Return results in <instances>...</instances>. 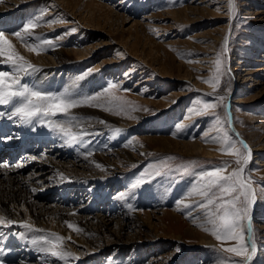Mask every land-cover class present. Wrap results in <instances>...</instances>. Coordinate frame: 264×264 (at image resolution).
Returning <instances> with one entry per match:
<instances>
[{
    "label": "rangeland",
    "instance_id": "374dc122",
    "mask_svg": "<svg viewBox=\"0 0 264 264\" xmlns=\"http://www.w3.org/2000/svg\"><path fill=\"white\" fill-rule=\"evenodd\" d=\"M20 3L25 5L21 7L31 8V15L42 17L41 29L49 35L48 39L56 40L55 47L62 49L68 63H77L80 71L99 80L84 94L99 95L100 99L94 103H100L103 109H109L108 112L122 120L131 121L133 127L138 126L132 128L135 133H130L137 146L133 148L137 162L127 163L116 152L105 154L109 162L114 163L112 166L117 173L135 172L127 187L135 185L139 192L151 188L157 190V196L165 198L162 203L139 202L129 206L131 210H125V214L120 209L126 206L122 200L120 207V202L114 200L98 202L90 211L96 216L91 219L94 224L90 225L98 232L94 237L97 244L103 246L102 254L107 258L123 254L121 264H217L218 259L240 260V257L217 251L222 242L205 231V228L211 230L212 225L206 223V210L195 206L203 200L196 194L201 182L197 176L183 171L185 167H189L190 172L210 170L224 161L231 162L225 174L236 169L235 158L222 153L221 145L209 140L226 131L237 140L241 137L251 148L244 176L250 175L254 181L252 241L256 250H261L255 252L251 264H264V192L261 191L264 186V0H234V12L229 11L228 0H23ZM7 13L6 10L1 14L11 15ZM7 21L3 19L0 23ZM71 29L76 31L71 32ZM70 48L85 49L80 55L68 52ZM42 53L55 62L54 51L47 48ZM217 60L220 61L219 73ZM217 75L220 83L214 93L211 83L205 81H213ZM110 83L118 87L104 92ZM217 95L226 97L227 108L217 107L215 115L213 110L202 115L189 112L194 107L202 108L205 102L215 103ZM197 100L201 101L199 105L195 104ZM64 118L67 119L63 114L51 117L53 121L66 122ZM231 123L236 129H231ZM177 124L185 127L177 132ZM43 127L41 130L62 140L61 148L67 147L66 137L58 129ZM43 139L45 137L36 142L41 143ZM141 147L144 153L138 150ZM103 150L107 149L103 147ZM50 153L47 150V154ZM81 153H84L82 145L74 157L62 158L65 159L62 160L64 169L88 171L86 164L66 162ZM46 155L41 153L33 162H47L43 157ZM167 157L176 159L166 160ZM59 158L61 156L55 157ZM191 161L197 162L196 165L189 166ZM2 164L13 165L9 159ZM25 164L27 161L22 165L24 171L36 168L33 163ZM156 170L162 174L151 179L145 174H154ZM119 180L105 182L100 189L112 192L118 187V192L126 187L120 185ZM87 187L95 189L96 182ZM65 190L64 186H59L53 197L65 199L68 193L63 195ZM180 191L182 194L178 195ZM88 192L84 186L80 203L88 202ZM118 194L114 191L110 199ZM184 196L190 200L187 204L191 207L177 208L175 200ZM70 198L68 195L64 201L78 203L77 199L72 197L74 201H71ZM100 223L103 226L98 230ZM245 224L249 240L247 222ZM119 238L124 240L120 242L123 247L117 243ZM235 243L229 241L223 246Z\"/></svg>",
    "mask_w": 264,
    "mask_h": 264
},
{
    "label": "bare ground",
    "instance_id": "6f19581e",
    "mask_svg": "<svg viewBox=\"0 0 264 264\" xmlns=\"http://www.w3.org/2000/svg\"><path fill=\"white\" fill-rule=\"evenodd\" d=\"M17 1L19 0H3V2H0V22L3 19L8 20L6 23H0V31H4L6 34L15 32L14 29L22 30L26 23L33 21L39 16L37 14L31 15V8L28 9L21 7L25 6L20 3L23 0H20L19 2ZM6 10L8 11L7 14L11 15L1 14ZM23 11L25 12L23 13L24 16L17 15V13ZM40 11H38V13H40ZM41 20L42 18L39 20L38 26L32 30V37L29 40V43H38V40H36L37 37L48 39L49 35L44 33L43 29L40 27ZM9 38L12 40L18 53L38 69L36 72L24 76L21 80V83L27 84L31 88L39 89L41 91H54L57 94L68 92L78 97L85 95L84 93L92 87L93 84L96 85L99 81L96 77L87 76L84 70L80 71L81 67L78 66L77 63H68V59L64 57V54L61 52L62 49L59 46L48 48L55 52L56 60L52 63L47 59V55H44L42 52L37 55L29 51L27 47L14 36H9ZM84 49L85 48H70L67 49V51H73L76 54L78 53L82 55ZM67 55H69V53ZM0 70L11 71L8 66L2 64H0ZM68 70H70V73H68ZM8 111H10V109L3 106V112ZM66 118L67 119H64L66 120L65 124L67 126H70L68 125V122L75 118L73 126L74 131H86L91 134L85 136L84 140L81 142L82 152L84 153L78 154L76 159L66 160V162L73 161V164L76 165L77 163L86 164L88 171L80 173L73 171L74 168L64 169L65 166L62 162V160H65L62 159L65 158L64 152L58 151V147L51 151L50 155L47 154L44 156V159L48 160L47 162H30L29 164L33 163L36 168H30L28 171H24L22 168L23 164L9 165L7 167L5 164H0V215H4L6 218H10L17 222L27 221L28 223L33 224L35 228L44 230L43 232L30 231L23 228L19 223L14 224L11 228L0 227V232L4 233V235L0 237V253L1 255H4L8 252L4 257H1V259H4L14 251H16L19 256V259L17 258L15 262L5 264H65L64 261L55 257L39 253L31 243L33 239H39L41 236H49L51 233H56L63 237H71V240L64 241L62 246L66 251L78 256L79 259H71L70 264L122 263L121 256L123 254H114L115 256L110 257L111 259L102 254L103 246H99L94 237L98 232L97 230L95 231L93 228L94 226L91 227L90 225L93 222H91V219L96 217L90 211L97 207L98 202L110 199L113 195L112 192H109L104 188L97 192V187H95L94 191L90 190L89 199L86 198L88 202L84 200L83 203H80L81 200L79 199H82L83 195L81 191H78L77 189L79 187H87V185L92 184V182H96V186L103 185L105 182L113 181V183H117V181L121 179L122 174L123 177L127 174L126 180L128 184H131L134 173L129 170L126 173H117L114 169L115 166H112L114 163L109 162L108 157L105 154L106 152H116L118 155L120 154L127 163L137 162L134 157L133 149L137 146L135 145L134 140L130 137V131H132V128H138V126L133 127L134 124H132L131 121L126 119L122 120L102 107H89L86 105L70 109ZM60 121L63 122V120ZM100 121H106L107 123L102 124ZM1 125H5L9 129H23V131L19 133L18 138L11 137L12 140L8 138L5 140L4 144H9V141L11 140L13 147L16 149L23 147L22 142L26 140L27 143L34 142V144H32L33 149L37 151V139L43 137L46 138L47 135H51V132L41 130V127L45 125L48 126V124L40 123L38 121H34L31 125H22L16 120H9L7 116H5L0 118V126ZM230 125L231 129L235 128L232 123ZM116 129H119L120 131L117 132ZM88 142L90 143V146H87ZM97 147L102 148L100 151H95L94 148ZM103 147L107 150H103ZM196 149H200V147L196 146ZM138 150L144 153V147H141L140 149L138 148ZM22 154L23 153H21L20 156H22ZM57 156H61V158L55 159ZM25 157H27V159H25ZM31 157L32 155L28 151L23 160L28 163L31 161ZM97 165H100V167H97ZM47 178L54 180L55 183H51ZM59 186H64L66 189L65 192L72 194V197L77 199L79 204L77 203L75 205L73 204L74 202L64 201L67 197L63 200L61 198L62 196H59L58 199L53 197V192H57ZM117 193H119L118 196L113 200L120 202L118 207L121 206V200L126 205L120 207L124 214L126 212L125 210H131L129 206H133L139 202L159 203L160 201V203H162V201L165 200V198L157 196V190L152 191L151 188L147 191L142 189V191L139 192L137 188L129 186L123 187L122 190H119ZM180 194H182L181 191L178 195ZM157 198L160 199L158 200ZM48 199H53L55 202H53V200L52 202L48 201ZM180 200H183L184 203L178 204L177 201ZM175 201L177 208H182L184 207V204H187L190 200L188 197L184 196ZM255 203L256 199L251 205L250 213L251 211L253 212ZM101 215L108 216V213H106V215ZM69 223L74 227L82 229V231L77 232L74 228H69ZM97 226H99L98 230H100L103 224H97ZM252 234L253 228L251 226V228L248 227L250 243L253 239ZM88 235H93V237L90 238L89 236L88 238ZM123 241L124 240L121 238L118 239L117 243H119V246L123 247L124 244L120 243H123ZM256 252L260 253L261 250H256Z\"/></svg>",
    "mask_w": 264,
    "mask_h": 264
},
{
    "label": "snow or ice",
    "instance_id": "6c2138e0",
    "mask_svg": "<svg viewBox=\"0 0 264 264\" xmlns=\"http://www.w3.org/2000/svg\"><path fill=\"white\" fill-rule=\"evenodd\" d=\"M0 2H3V0H0ZM228 3L229 11L234 12V0H228ZM41 18V16H37L33 21L26 23L22 30L8 34L0 31V64L8 66L11 70H0V106H6L10 109L8 112H0V118L7 116L9 120H16L22 125H31L34 121L47 123L49 127L58 129L67 138L66 143H80L84 140L85 136L91 134L86 131H74L75 118L68 122L70 126H66L65 122L53 121L51 117L57 116L58 114L68 115L70 109L85 105L89 107H102L100 103H93L98 101L100 96L83 95L77 97L68 92L59 94L50 93L31 88L27 84L21 83L24 76L36 72L38 69L18 53L9 36H14L29 51L37 55L45 51L46 48H53L55 46L53 39H41L37 37L36 40H38V43H29L32 37V30L38 26ZM75 31L76 29H71V32ZM216 70L217 73L220 72L219 60L216 61ZM88 71L91 72V69ZM205 83H211L213 92L216 93L220 83L219 75L213 81H205ZM117 87L116 84L110 83L108 88L104 89V92H107L108 89H116ZM225 99V96L217 95L215 103L205 102L202 108L194 107L189 109V112L195 115H202L208 113L209 110H213L212 114L215 115L214 110L217 107L222 106L227 108V105L224 103ZM200 103L201 101L199 100L195 101L197 105ZM105 110L107 111L109 109L105 108ZM120 110L123 111V108L121 107ZM115 114L119 115L120 113L116 112ZM100 123L105 124L107 122L100 121ZM217 123H220L219 119H217ZM183 127L185 126L177 124V132L182 130ZM116 131L118 132L120 130L116 129ZM216 131L219 133L221 129L218 128ZM175 134L173 133V135ZM8 139H11V137H8ZM209 140L213 143H219L221 145L219 150L222 153L234 157V162L238 167L230 173L225 174L231 162L224 161L220 166H214L210 170L190 172L189 167H185L183 171L197 176L201 182L196 190V194L202 197L203 200L196 202L195 206L206 210V223L211 224L212 228L211 230L205 228V231H210V234L217 241L222 242L221 248L217 249V251L229 253L234 257L241 258L240 260L218 259L217 264H251V260L256 252V245L254 240L250 243L247 238L245 222L251 224L250 208L255 202L256 192L253 188L254 181L251 176H244L246 166L251 159V148L246 142L233 138L226 131L223 132L222 136H213ZM238 144L240 147L237 146ZM32 159H36V157H32ZM174 159L176 158H166V160ZM196 163L195 161H191L189 162V166H194ZM97 167H100V165H97ZM165 167H167L166 164ZM145 174L151 179L160 176L162 173L160 170H156L154 174ZM261 191L264 192V186H261ZM177 203L183 204L184 201L180 200ZM184 207L189 208L191 205L184 204ZM17 223L30 231H44L43 229L35 228L33 224L27 221L17 222L6 218L4 215H0V227L11 228V226ZM200 226L203 227V225ZM68 227L74 228L77 232L82 231V229L74 227L70 223ZM3 235L4 233L0 232V237ZM66 240H71V237H63L56 233H51L49 236H41L39 239H33L31 243L39 253L50 255L64 261L65 264H70L71 259L78 260L79 257L64 249L62 245ZM229 241H235L236 243L232 246L224 247L223 244ZM0 264H5V261L0 259Z\"/></svg>",
    "mask_w": 264,
    "mask_h": 264
},
{
    "label": "water",
    "instance_id": "95a60500",
    "mask_svg": "<svg viewBox=\"0 0 264 264\" xmlns=\"http://www.w3.org/2000/svg\"><path fill=\"white\" fill-rule=\"evenodd\" d=\"M234 130V129H233ZM235 131V130H234ZM238 135V134H237ZM239 137V135H238ZM239 140L244 141L241 137H239ZM245 142V141H244ZM254 188V187H253ZM254 211V210H253Z\"/></svg>",
    "mask_w": 264,
    "mask_h": 264
}]
</instances>
